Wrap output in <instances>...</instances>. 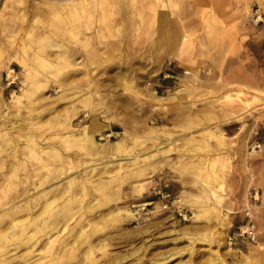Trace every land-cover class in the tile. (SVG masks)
<instances>
[{
  "label": "rangeland",
  "instance_id": "obj_1",
  "mask_svg": "<svg viewBox=\"0 0 264 264\" xmlns=\"http://www.w3.org/2000/svg\"><path fill=\"white\" fill-rule=\"evenodd\" d=\"M20 1L0 0V215L19 207L0 233L72 209L29 257L33 240L0 242L1 264H264V0H119L67 26Z\"/></svg>",
  "mask_w": 264,
  "mask_h": 264
},
{
  "label": "bare ground",
  "instance_id": "obj_2",
  "mask_svg": "<svg viewBox=\"0 0 264 264\" xmlns=\"http://www.w3.org/2000/svg\"><path fill=\"white\" fill-rule=\"evenodd\" d=\"M12 1H17L16 3L17 4H20L21 1L20 0H12ZM52 1V0H51ZM45 3V5L47 6L46 7V14L45 16L47 17L46 19L49 20L50 22H52L53 20H56V22L59 24V25H73L74 23H80V24H86L88 21L90 22H95V23H99V22H104L105 20H107L106 18H109L108 16L105 15L104 13V9L103 11H101V8L105 7V6H108L110 7L111 9L115 10L118 6V3H119V0H56L55 2H52L50 4L47 3L46 0L43 1ZM5 4V2L3 3V5ZM13 4V3H11ZM7 7V6H6ZM11 7H14L11 5ZM3 8V7H2ZM13 10V8H11ZM11 11V10H10ZM15 11V10H14ZM35 12V11H34ZM111 12V11H110ZM14 13V12H13ZM39 13V12H38ZM109 14V13H108ZM37 15V14H36ZM111 19L112 17H114V15L112 14H109ZM17 17V16H16ZM1 19V18H0ZM18 19H24V16L23 15H20ZM16 20V19H15ZM110 20V18L108 19V21ZM54 22V21H53ZM54 24V23H53ZM89 24V23H88ZM72 27V26H71ZM86 27V26H85ZM5 29V28H4ZM3 29V30H4ZM80 30V29H78ZM86 30V29H85ZM73 32V31H71ZM70 32V33H71ZM75 33V32H74ZM39 37V36H38ZM45 40V42L43 43V41ZM34 42H36V44H39V48H38V51L36 52V54L33 53V56H32V60L36 61L35 63L38 64V66L45 70V72H51L52 69L55 68V65L52 64L47 58H45V56H41L40 53H43L44 52V49L47 48V46L50 45L51 42H48L46 41L45 38L42 39V41L40 42H37L36 40H34ZM39 52V53H38ZM43 55V54H42ZM69 58V57H68ZM31 60V61H32ZM36 64V65H37ZM66 65V64H64ZM67 66V65H66ZM57 67V66H56ZM36 68V67H35ZM30 69V71H29ZM57 70V69H56ZM37 71V70H36ZM28 73L29 75L33 76L34 78H38V76H35L33 73H32V69L31 68H28ZM50 75H54V73L51 72ZM31 85H34V84H31ZM27 93H29L27 91ZM26 93V94H27ZM28 96V95H27ZM242 100V99H241ZM4 107V106H3ZM0 118L4 119L6 118V114H0ZM20 122H24L22 120H20ZM11 125V124H10ZM30 126V125H29ZM18 131V130H17ZM205 133V132H204ZM110 136V135H109ZM71 137V136H70ZM92 137L91 135H89V133H87L86 130H84L82 132V138L80 139V143L79 145L81 147H86V148H91V149H94L96 150V147L92 144ZM108 137V136H107ZM18 138V137H17ZM38 137L37 138H34L33 136H28L25 140V144L24 146L27 147L29 150H30V153L34 156H36V161L40 164V167L41 168H47V165L45 164V161H42L40 159V154L39 153H42L43 150H41V148L39 147V144L38 141H37ZM61 139V138H60ZM17 140V139H16ZM65 141V140H63ZM69 141V140H68ZM66 142V141H65ZM22 144V145H23ZM21 144H17V145H14L12 146L14 148L15 151L18 150V148H21L22 146ZM168 146V145H167ZM118 147V146H116ZM12 149V148H11ZM163 147H159V152L160 151H163L162 150ZM96 152V151H95ZM13 153V152H12ZM45 155H48V156H51L53 158H58L60 157V155L58 154V152H56L55 150L53 149H50L49 151H45L43 152ZM97 153V152H96ZM95 153V154H96ZM162 153V152H161ZM10 156V155H9ZM14 156V155H13ZM12 156V157H13ZM96 156V155H95ZM148 156V155H147ZM33 157V156H32ZM148 158V157H146ZM131 161H133V159H130ZM218 163V162H217ZM93 166V165H92ZM13 172V171H12ZM14 173V172H13ZM50 174V173H49ZM13 175V174H12ZM14 176V175H13ZM3 178V177H2ZM5 179V178H4ZM35 187L38 188V187H41L43 186L42 183L40 182H36L35 184ZM51 187V186H50ZM74 193V192H73ZM67 194H69V192H67ZM36 195V194H34ZM33 195V196H34ZM48 194L45 193L43 195H37L36 197H33L35 200H40L42 198H45ZM50 195V194H49ZM66 195V194H65ZM72 195V194H71ZM70 195V197H71ZM67 197V196H65ZM72 198H73V195H72ZM72 198H69V199H72ZM74 200V199H73ZM57 199L56 200H52L51 202H47L45 205H44V208L42 209L41 213H39L40 215L37 217V218H34V219H30V220H27L28 222L27 223H22V221H19V222H15L13 223L11 226L14 227V232H12V234L10 233H5V228H4V233H0V242H3V241H7V240H14V239H18L22 236H25L26 238V242L27 244H29V242H31L33 239H35V237L37 235H40V236H43V235H46L45 232L46 230L52 232V231H55L57 230L56 226H50V224L53 221V218L57 217L58 215H60L62 212L64 211H67L68 213H70L71 211V207L67 205H62L60 207H57L55 208L54 207V204L56 203ZM15 205V204H14ZM19 207H16L15 209L13 210H10L9 208H7V210H9L8 212L0 215V219L3 218V217H9V215H11L10 213H15L18 211ZM16 210V211H15ZM18 213V212H17ZM48 215L49 218L47 219H44V216L45 215ZM7 215V216H6ZM12 218V217H11ZM25 222V221H24ZM12 223V222H11ZM10 223V224H11ZM12 229V228H11ZM30 233V234H29ZM70 234V233H69ZM78 234V233H77ZM87 233H85V231H82L81 232V236H87L86 235ZM221 241L222 238L220 239ZM24 241V242H25ZM39 240H33L30 248H31V251H28L27 255L25 257H29L30 256V252L32 253V249H34L36 247V245L38 244ZM208 242V241H207ZM219 242V241H218ZM51 243V242H50ZM49 243V244H50ZM24 245V244H23ZM3 245L0 246V248L2 247ZM65 246V245H64ZM219 246H222V242L219 244ZM75 247V246H74ZM219 248V247H218ZM92 249H88V255H90V252H91ZM1 251V250H0ZM87 252H85L87 254ZM87 259L89 257H86ZM4 262V261H3ZM2 262H0L1 264ZM6 263V261L4 262V264ZM53 264H59L58 261H54ZM241 264H249V262H247L246 259H242L241 260Z\"/></svg>",
  "mask_w": 264,
  "mask_h": 264
},
{
  "label": "built area",
  "instance_id": "obj_3",
  "mask_svg": "<svg viewBox=\"0 0 264 264\" xmlns=\"http://www.w3.org/2000/svg\"><path fill=\"white\" fill-rule=\"evenodd\" d=\"M163 210L167 209V205H164ZM236 236L241 239H246L250 243L256 242V233L254 227L249 223L243 227H240L236 233Z\"/></svg>",
  "mask_w": 264,
  "mask_h": 264
}]
</instances>
